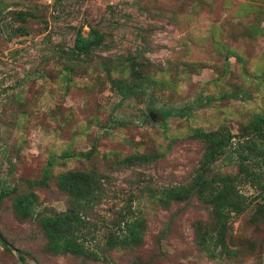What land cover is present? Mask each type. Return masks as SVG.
<instances>
[{
  "label": "rangeland",
  "instance_id": "obj_1",
  "mask_svg": "<svg viewBox=\"0 0 264 264\" xmlns=\"http://www.w3.org/2000/svg\"><path fill=\"white\" fill-rule=\"evenodd\" d=\"M91 28L104 44L76 54ZM263 113L264 0H0V191L15 190L0 201V264L21 253L29 264H264V156L239 146ZM203 129L234 137L212 167L236 178L245 206L229 218L227 253L212 242V204L164 195L194 181ZM74 170L103 187L87 211L93 259L48 249L44 231L42 218L69 207L57 178ZM131 205L141 235L122 243Z\"/></svg>",
  "mask_w": 264,
  "mask_h": 264
},
{
  "label": "trees",
  "instance_id": "obj_2",
  "mask_svg": "<svg viewBox=\"0 0 264 264\" xmlns=\"http://www.w3.org/2000/svg\"><path fill=\"white\" fill-rule=\"evenodd\" d=\"M104 44V35L97 29L91 28L88 35L82 32L78 33L75 39L74 52L78 55L90 56L94 51ZM134 78V76H133ZM128 91H132L135 83L128 84ZM125 95V94H124ZM181 116L184 113L183 108H173L167 111L168 115ZM245 132V133H244ZM244 141L240 142L241 147H246L257 157L264 156V113L260 114L249 121L244 126ZM247 133V134H246ZM198 137L206 145L201 159V167L195 179L189 185L172 186L166 188L164 195L168 198L179 201L191 198L197 195L213 205L214 212L217 216V227L219 230L218 238L212 239L214 245L221 246L227 253L230 252L227 244L229 231V218L232 212L240 213L244 209L242 201H237L239 195L235 192L233 186L234 177L222 174H212L213 163L218 160L229 147L231 139L234 137L231 133L216 129L212 131L199 130ZM243 143V144H242ZM246 180L252 184H260L258 174L252 169L245 168L242 170ZM58 186L69 193V207L66 212L56 216H45L43 219L44 231L48 240V249L59 250L74 256H82L87 259H93L96 252L85 243L90 239L91 232L88 220V206L93 203L103 192L101 179L95 174L91 175L86 170H74L65 172L57 178ZM264 192V188L262 189ZM15 192L14 189H2L0 191V201L9 197ZM210 193L208 197L206 194ZM36 195L33 192L18 196L15 202L16 209L19 213H28L34 203ZM132 205L120 211L121 218L118 222L119 242L125 243L130 240L138 239L140 230L143 226V220L136 216ZM215 239H218V242ZM24 264H29L21 253Z\"/></svg>",
  "mask_w": 264,
  "mask_h": 264
},
{
  "label": "water",
  "instance_id": "obj_3",
  "mask_svg": "<svg viewBox=\"0 0 264 264\" xmlns=\"http://www.w3.org/2000/svg\"><path fill=\"white\" fill-rule=\"evenodd\" d=\"M0 239L3 241V242H6L5 238L0 234ZM21 264H24L23 262H21Z\"/></svg>",
  "mask_w": 264,
  "mask_h": 264
}]
</instances>
